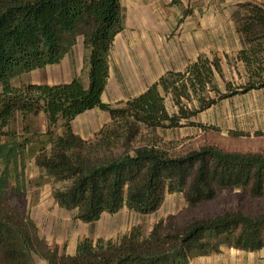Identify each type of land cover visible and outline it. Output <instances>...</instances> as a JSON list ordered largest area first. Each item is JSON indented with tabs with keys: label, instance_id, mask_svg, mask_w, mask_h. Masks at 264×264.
<instances>
[{
	"label": "trees",
	"instance_id": "obj_1",
	"mask_svg": "<svg viewBox=\"0 0 264 264\" xmlns=\"http://www.w3.org/2000/svg\"><path fill=\"white\" fill-rule=\"evenodd\" d=\"M245 68L238 88L224 83L221 61L199 57L182 72H168L120 108L103 103L110 77L109 55L122 25L121 0H0V264H190L221 254L226 247L244 253L264 251V215L229 212L179 223L159 221L145 235L133 227L118 242L79 241L73 256L60 254L40 238L25 214L21 177L26 140L14 141L11 126L43 114L48 154L35 157L53 182L54 204L75 212L74 220L91 225L103 215L127 209L139 216L155 214L169 195L179 194L188 208L214 201L224 191L241 189L264 196V154H237L205 147L180 157L170 155L156 130L204 127L192 122L238 94L264 89V6L246 2L232 15ZM79 40L88 53L87 84L74 78L60 85L12 86V80L57 66ZM170 98L176 112L165 107ZM196 104L193 108L190 106ZM93 110L109 115L110 124L92 142L101 152L90 158L87 144L72 131V122ZM29 128L24 127V133ZM5 139V143L2 140ZM11 174L14 184H7Z\"/></svg>",
	"mask_w": 264,
	"mask_h": 264
},
{
	"label": "rangeland",
	"instance_id": "obj_2",
	"mask_svg": "<svg viewBox=\"0 0 264 264\" xmlns=\"http://www.w3.org/2000/svg\"><path fill=\"white\" fill-rule=\"evenodd\" d=\"M191 1L192 3L188 4L194 8L197 0ZM206 1L207 5L202 7L201 4L198 7H201L199 14L206 16L209 29L215 23L214 18H211L212 14L216 10L226 11L229 6L225 3L231 0H222V8L216 7V2L219 0ZM193 10L190 9V12ZM224 19L222 18L218 22L221 23L223 29L229 30L231 25L228 24L229 21ZM154 22L162 26L164 21L156 20ZM189 23H191L190 20ZM158 28L159 30L162 29L160 26ZM166 29L167 33L163 35L156 33L153 36L159 46V51L155 55H158L159 64L162 65L161 70L167 66L172 70L182 71L184 69L181 67L183 63L179 64L178 61L185 58H175V60L170 58V54H172L171 42L177 43L181 37L175 33L177 28L173 31L170 27ZM157 39L160 40L159 43ZM181 43L180 50H182ZM232 49L233 46L230 48L229 56L220 54L224 80L216 77V83L222 92H224L225 82L231 83L233 88H238L245 82V68L242 64L234 61V50ZM87 54L79 40L71 53L59 65L48 66L22 75L12 80L11 84L15 88L30 84L60 85L66 84L74 78H79L86 85ZM176 57L178 58L177 54ZM121 62L118 52L113 50L109 56L110 77L102 97L103 103L113 108H120L122 103L133 98L134 94L136 95L138 92L135 90L137 87L132 88L129 80L137 78L135 71L141 70L139 62L137 63L133 59L130 67H121L123 65ZM262 103L263 97L257 93L238 94L192 119V122L202 125L203 129L183 127L165 131L156 130L154 134L161 139L164 149L174 157L199 151L205 147H215L225 152L237 154H264V109ZM164 104L170 115L176 112L170 98H165ZM194 106H196L195 103L190 107L193 108ZM108 124H110L109 115L99 110L89 111L72 122L73 133L87 144L83 153L84 157L90 158L101 152L97 147L92 146V142L96 133ZM24 127L29 128L25 133ZM11 131L14 134V141L26 140L22 149L24 156L19 159L18 163L19 168L23 166L21 170L23 173L21 177L23 194L21 204L24 206L25 214L37 226L40 238L49 247L57 248L60 254H72L73 246L84 238L92 240L100 238L104 241L118 242L133 227L141 228L143 233L147 235L159 221L168 217H176L179 223H183L193 219L213 218L229 212H242L251 217L264 215V196L255 198L250 196L247 191L237 189L224 191L214 201L193 209L187 207L182 195H169L162 207L153 215L139 216L123 209L115 216H102L94 224L85 226L74 220L75 212H66L54 204L51 193L53 189L62 187L64 184L53 182L48 177L47 172L35 162V157L43 153L48 154L51 150V145L44 144L47 133L45 116L39 114L30 117L25 121V124L20 117H17L11 126ZM5 141V139L2 140L3 143ZM2 173H6V170L0 164V177L3 176ZM6 182L10 186L14 184L11 174ZM30 258L32 264H46L33 255ZM190 264H264V251L244 253L224 247L221 254L196 259Z\"/></svg>",
	"mask_w": 264,
	"mask_h": 264
},
{
	"label": "crops",
	"instance_id": "obj_3",
	"mask_svg": "<svg viewBox=\"0 0 264 264\" xmlns=\"http://www.w3.org/2000/svg\"><path fill=\"white\" fill-rule=\"evenodd\" d=\"M246 2H254L264 6V0H231L226 2L225 5H228L229 8H226L224 12L216 10L211 17L214 18L215 23L213 27L208 29L206 22L207 18L199 14L201 7H198L201 4L203 5L202 7L207 5L206 0H197L194 8L191 7V4H188L192 3L191 0H121L122 25L124 30L117 35L111 52H113V50L118 52L119 59L122 61L121 65L123 64L121 67H130L133 59L140 64L139 68L141 70L138 72L135 71V76L137 78L129 80L131 81L130 84L132 88L137 87L135 90L138 91L133 97L142 94L166 73L184 71L189 64L196 61L199 57L212 58L216 56L220 59L222 66L220 54L223 53L225 56H229V51H231L230 48L232 46V50H234V61L241 64L237 60V55L242 50V44L236 33L232 15L237 5ZM216 3V7H223L222 0ZM188 5L190 9H194L193 12H190V9L188 11ZM222 18L229 21L228 24L231 25L229 30L223 29L221 23L218 22ZM156 20L159 22L164 21L162 22V26L156 24L154 22ZM189 20L191 23H189ZM158 26L162 28V31L159 30ZM167 27H170L172 31L177 28L175 33L177 36L179 35L181 37V41L179 40L177 43L171 42L170 49L172 50V54H170V58L173 60H175V58H185L178 61L179 64H181V62L183 63L181 65V67H184L182 71H175L171 68H167V66H164L161 70L162 65L159 64L158 55H155V53L159 51V46L153 36L156 33L161 35L167 33ZM157 40L159 43L160 40ZM179 42H182V50H180ZM134 53L136 54L133 55ZM251 92L262 95V106L264 109V89ZM77 244L78 243L73 246L72 254L65 255L73 256Z\"/></svg>",
	"mask_w": 264,
	"mask_h": 264
}]
</instances>
